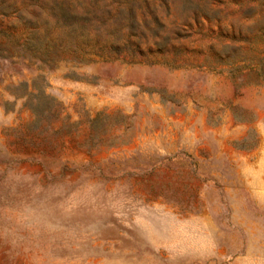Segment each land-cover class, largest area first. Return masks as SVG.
<instances>
[{
  "label": "rangeland",
  "instance_id": "rangeland-1",
  "mask_svg": "<svg viewBox=\"0 0 264 264\" xmlns=\"http://www.w3.org/2000/svg\"><path fill=\"white\" fill-rule=\"evenodd\" d=\"M0 264H264V0H0Z\"/></svg>",
  "mask_w": 264,
  "mask_h": 264
},
{
  "label": "clouds",
  "instance_id": "clouds-1",
  "mask_svg": "<svg viewBox=\"0 0 264 264\" xmlns=\"http://www.w3.org/2000/svg\"><path fill=\"white\" fill-rule=\"evenodd\" d=\"M8 181L11 185V192L16 194L17 188L22 196L15 202L14 207L8 214V219L13 222L17 230L28 231L39 235L43 231L55 230L51 220L57 212L66 213L68 202H53V198L61 195V186L44 189L40 185L32 183V178L27 175L9 172Z\"/></svg>",
  "mask_w": 264,
  "mask_h": 264
}]
</instances>
